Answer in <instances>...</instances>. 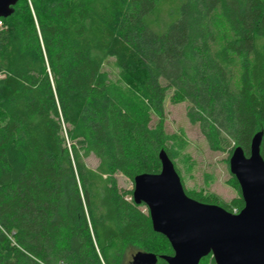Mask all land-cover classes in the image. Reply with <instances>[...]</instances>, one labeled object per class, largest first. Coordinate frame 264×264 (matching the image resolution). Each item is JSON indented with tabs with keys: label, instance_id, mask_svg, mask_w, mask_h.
I'll use <instances>...</instances> for the list:
<instances>
[{
	"label": "trees",
	"instance_id": "16d2710c",
	"mask_svg": "<svg viewBox=\"0 0 264 264\" xmlns=\"http://www.w3.org/2000/svg\"><path fill=\"white\" fill-rule=\"evenodd\" d=\"M4 20L0 264L173 254L115 177L158 174L168 141L186 147L183 131L150 127L170 90L212 150L249 156L263 132L264 158V0H20ZM217 205L240 212L244 200Z\"/></svg>",
	"mask_w": 264,
	"mask_h": 264
},
{
	"label": "water",
	"instance_id": "95a60500",
	"mask_svg": "<svg viewBox=\"0 0 264 264\" xmlns=\"http://www.w3.org/2000/svg\"><path fill=\"white\" fill-rule=\"evenodd\" d=\"M20 0H0V18L7 19ZM263 132L257 133L247 156L237 147L230 159L244 207L234 214L217 204L189 197L175 164L165 150L159 153L161 172L139 174L133 199L149 208L153 229L165 236L172 255L139 251L129 264H200L212 255L216 264H264Z\"/></svg>",
	"mask_w": 264,
	"mask_h": 264
},
{
	"label": "rangeland",
	"instance_id": "374dc122",
	"mask_svg": "<svg viewBox=\"0 0 264 264\" xmlns=\"http://www.w3.org/2000/svg\"><path fill=\"white\" fill-rule=\"evenodd\" d=\"M103 70L113 82L117 83L119 81V70L115 65V59L110 58L105 63ZM172 95L173 90H170L164 101L162 121L157 115L151 113L150 127L155 128L160 122H163V130L168 135L180 134L181 131L185 133L187 143L185 148L181 149L173 141H168L165 147L171 154L185 191L201 195L209 203L215 204H230L233 200H240L242 198L241 190L230 169V159L233 151H231V148L221 151L212 150L201 133L199 125H194L189 121L187 116L189 103L184 100L174 103L171 99ZM70 145L71 143L68 142V146ZM85 162L88 167L95 170L98 168L100 161L95 155H90L85 158ZM115 177L118 187L128 194V199H131L130 195L134 191L133 179L121 173L116 174ZM141 208L144 212L150 213L146 205H142ZM131 250L134 249H128V251ZM128 251L126 249V252ZM130 260L131 254L128 253L126 264ZM202 264H213V262L208 257Z\"/></svg>",
	"mask_w": 264,
	"mask_h": 264
},
{
	"label": "built area",
	"instance_id": "2783aa9c",
	"mask_svg": "<svg viewBox=\"0 0 264 264\" xmlns=\"http://www.w3.org/2000/svg\"><path fill=\"white\" fill-rule=\"evenodd\" d=\"M7 27H8V26H7V24H6L5 20H4V18H0V33L3 32V31H5V30L7 29ZM2 77H3V75H1V73H0V79H1ZM238 213H239V212H238L237 210H235L234 214H238ZM209 257L211 258L213 264H216L214 257H213L212 255H210Z\"/></svg>",
	"mask_w": 264,
	"mask_h": 264
}]
</instances>
